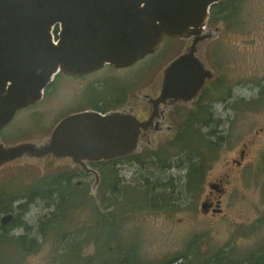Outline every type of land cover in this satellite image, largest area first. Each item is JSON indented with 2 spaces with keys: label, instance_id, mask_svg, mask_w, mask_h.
<instances>
[{
  "label": "rangeland",
  "instance_id": "rangeland-1",
  "mask_svg": "<svg viewBox=\"0 0 264 264\" xmlns=\"http://www.w3.org/2000/svg\"><path fill=\"white\" fill-rule=\"evenodd\" d=\"M224 1L229 4L231 0ZM232 6L236 13L231 19L219 18L216 28L208 29L213 36L204 41L205 51L202 52L206 63L220 74L222 94L226 91L230 93V98L224 100L226 104L224 101L216 103L221 116L218 126L221 136L219 159L206 174V181L229 175L220 213L205 216L200 212L202 195L206 194L207 188L196 192L183 189L182 168L177 164L181 161L182 165H186V157L191 156L188 154H192L193 148L182 152L177 147H169L167 155L172 168L168 172L155 171L154 180L160 187L171 179L174 191L170 187L163 190L143 189L134 167L126 168L121 178L126 184L124 187H130L124 193L126 190L143 193L151 190L149 197L162 193L169 196L173 203L162 209H153L148 205L142 206L147 202L138 198L139 202L134 204L138 207L127 209L130 206L125 202L120 206L122 202L105 210L104 204L97 207L89 189L90 180L86 179L89 183L77 190H84L87 197L77 192L80 194L75 199L83 205L76 203V207L68 210L62 223L57 224L61 230L48 228L47 234L41 237L39 223L46 221L55 212V207L40 199L28 204L25 225L38 244L22 255L10 242L0 241V264H75L70 258L77 253L64 256L71 238L78 242L72 250H80L77 264H101L104 261L116 264L120 255L126 256V251H130L129 257L137 264H195L221 252H225L230 259L243 260L264 249V0H239ZM162 45L154 55H147L135 67L123 71L111 72L107 69L83 78L57 77L45 99L18 111L1 130L2 141L6 145L42 142L66 113L87 108L93 102L90 98L93 94L105 92L115 84L121 83L123 89L124 86L129 87L131 97L137 91L134 81L149 71H156L153 77L158 76L174 53L175 47L171 49L168 40ZM176 45L181 52L180 42ZM132 80L133 83H130ZM184 139L181 142L184 146L203 148L205 145L193 130H189ZM244 144L247 145L246 156L242 167L237 170L231 162L233 158L238 159ZM70 165L67 161L50 157L14 161L0 168V186L21 194L24 188L43 178L75 173ZM78 180H72L73 186L77 187ZM99 193L104 197L103 190L99 189ZM132 200L133 203L137 201ZM91 204L97 208L89 206ZM18 205L14 204L12 210ZM117 211L120 214L116 221L117 235L115 238L112 236L111 242L104 248L110 253L95 260L102 242L107 243V238L109 240L107 226L94 227L97 216L110 217ZM21 233L22 229H16L9 236ZM94 238L100 241L99 245Z\"/></svg>",
  "mask_w": 264,
  "mask_h": 264
},
{
  "label": "water",
  "instance_id": "water-1",
  "mask_svg": "<svg viewBox=\"0 0 264 264\" xmlns=\"http://www.w3.org/2000/svg\"><path fill=\"white\" fill-rule=\"evenodd\" d=\"M219 1L0 0V168L48 156L68 158L73 166L88 172L89 163L137 152L139 123L119 111L69 114L40 143L6 145L1 130L17 111L40 102L57 75L83 77L105 66H134L155 53L165 38L211 39L207 23L211 7ZM186 58L181 56L165 67L164 96L183 98L188 89L199 91L212 78L201 64L196 78L185 67ZM90 192L97 198L95 187ZM207 209L202 203L201 213ZM12 219L7 214L0 223Z\"/></svg>",
  "mask_w": 264,
  "mask_h": 264
},
{
  "label": "flooded vegetation",
  "instance_id": "flooded-vegetation-1",
  "mask_svg": "<svg viewBox=\"0 0 264 264\" xmlns=\"http://www.w3.org/2000/svg\"><path fill=\"white\" fill-rule=\"evenodd\" d=\"M165 40H168L172 45L171 49L175 47L173 50L174 53L171 55V58L168 60L158 76L153 77L156 71H149L142 78L139 77L135 81L132 80L130 82L133 83L134 81V84H137L135 85L137 91L134 95L129 97V87L124 86L125 88L123 89V85H120L121 83L115 84L114 87H108V90L106 89L107 91L105 92L100 91L95 93V95L93 94L90 97L93 102L90 103L87 108L73 110L66 113L58 120L59 122L62 118L72 113L84 110H94L101 114L113 111L124 112L134 116L139 123L137 152L128 156H122L107 161L89 163L87 164L88 172L82 170L77 165H70L71 168L75 170L72 177L74 179H80L76 182L77 187H83L82 185L89 183L85 181L88 179L90 180L89 189L95 187V189H97V193L99 189L103 190V204L105 205V210L115 206L113 205L114 200L118 202L116 197L112 194L114 191H119L118 199H122L123 197L125 199V193L123 191L130 187H124L126 184L122 181L121 173L128 167H134L136 175L137 172L139 173L141 186L144 187L143 189L156 190L157 188H161V186H167L169 183L171 187H174V183L171 179V182L158 187L159 184H157V181L154 180V174L155 171L163 170V172H168L172 168V162L170 163L169 156L167 155L168 148L172 146L173 142L182 141L186 133L189 130H193L194 132H198V136H200L212 148L202 149V151L199 152V161L202 163V165L198 167V169L201 170V175L199 176L192 177L190 174L191 162L197 161L195 154H192L190 157H186V165H182L181 161L177 164L182 168V186L183 189H186L188 192H190L189 189L191 187H194L191 189L194 192L203 187L207 188L206 194L202 195L201 204L206 203L208 209L207 213L203 215H217L221 211V199L226 193V187L229 184V175H223L220 178L206 181V174L212 169L213 165L219 159L218 146L220 144L221 136H219L220 130L218 129V126L221 123V116L217 111L216 103L224 101L226 98V100H228L230 98V93L229 91H226L224 92V95L222 94L220 74L216 70L212 69L206 63L204 56H202V52L205 51L204 43L207 40H205V42H196L193 37L186 39L165 38L162 42L163 45ZM178 42L181 44V52L177 49L178 45L176 44ZM151 55H154V53ZM181 56H187L184 65L196 74V78H198L199 74H201L198 69L199 64H201L205 70L211 71L212 78L209 80L206 79L199 91L188 89L183 98L170 95L164 96L162 93L164 69ZM139 62H137L134 66L123 69L105 66L102 69L86 76L94 75L107 69L111 72L123 71L125 69L135 67ZM59 76L65 75H57L54 78L51 84L44 90L42 100L45 99L49 87L52 86L55 79ZM65 77L83 78L85 76ZM224 103L226 104L225 101ZM33 105L35 104L29 105L25 108H29ZM168 144L170 145L168 146ZM246 149L247 145L244 144L243 149L238 153V159H232L231 163L235 166V168H237V170H239L243 165L246 156ZM44 158L49 157L47 156ZM62 160L71 163V160L68 158L60 159L59 161ZM94 173L98 176L97 183ZM111 197H113L112 202H110ZM27 205L28 204H26L25 208H17L12 210L10 213L1 215L0 220L2 216L7 214L13 215V219L5 224L0 223V228H6L8 233L13 232V222L15 220L14 217L16 216L20 217L22 222L25 223L24 218Z\"/></svg>",
  "mask_w": 264,
  "mask_h": 264
},
{
  "label": "trees",
  "instance_id": "trees-1",
  "mask_svg": "<svg viewBox=\"0 0 264 264\" xmlns=\"http://www.w3.org/2000/svg\"><path fill=\"white\" fill-rule=\"evenodd\" d=\"M239 0H231L230 3L228 4L226 1L224 0H220L219 3H217L216 5H213L210 9V15H209V20L207 23V27L208 28H213L216 27V23L218 22L217 20L220 19H224V20H229L231 19L236 11L234 6H232V4H236L238 3ZM230 7V8H229ZM222 21V20H221ZM209 25V26H208ZM57 33V29H55L54 34L56 35ZM198 136V132H195ZM201 140H203L200 136H198ZM185 140V139H184ZM183 141V140H182ZM182 141H177V142H173L171 147H177V149H179L182 152H186V149H192L193 148V152H197L196 153V157H197V161L196 162H191V166H190V174L192 175V177L194 176H199L201 175V170L198 169L199 166L202 165L201 161H199V155L202 151V149H209L212 148L210 147V145H208L207 142H205L204 140V147L200 148L199 146H188L187 144L181 145ZM179 151V153L181 154V152ZM188 152V151H187ZM192 154H188L191 155ZM74 173H66L64 176H60V175H54V176H49L46 178H43L41 180L36 181L35 183H33L30 187L24 188L23 192L21 194H17V193H13L12 190H10L9 188L7 189L6 187H2L0 186V216L6 213H10L12 211V206L14 204H20L18 205L15 209L17 208H25L26 204L31 203L34 200H42L43 202H46L47 205L49 206H53L55 207V212L51 213L49 218L46 219V221H43L41 223H39V228H38V232L39 235L42 237H44L47 234V231L52 229L54 231L53 228H56V230H61V228L57 227V224L59 223V225L62 223V221L65 219V214H67L68 210H70L71 208L76 207V203H78V201H76L75 197L76 195L78 196L77 192H82L85 196L86 194L84 193L85 191L82 190H77L78 187L73 186L72 184V180L74 179L73 176ZM163 187H170L172 190L174 189L173 187L170 186V183L167 186H161V190H163ZM168 188V189H170ZM194 188V187H193ZM192 187L189 189H193ZM174 191V190H173ZM113 196L116 197L117 201L115 200L113 201V197L110 198V202L113 201V205L118 206L120 205L122 202V204L120 206H123L124 202L126 203V205H129L130 207H127V209L129 208H135L138 207L136 204L138 201V198H141L142 202H147L142 204V206H149L153 209H162L165 208L166 205H169V203L171 204L172 202L169 201V196L167 195H162L161 194H154L151 195L149 197L150 194H152L151 190L150 191H145L144 193L142 191L140 192H136L131 190L128 191L126 190L125 192V199H118V194L119 191H114ZM87 197V196H86ZM93 199L95 200V202L97 203V207H102L103 205V196L101 197V194L97 193V198L93 197ZM132 199H136L137 201L134 202V200ZM123 200V201H122ZM91 201V199H90ZM22 202V204H21ZM91 203H93L91 201ZM81 204V203H78ZM83 205V204H81ZM86 206V205H85ZM89 206H95L96 205H89ZM88 207V206H87ZM96 207V208H97ZM141 207V206H140ZM170 207V206H169ZM142 208V207H141ZM125 208L122 207V212L125 211ZM98 212V211H97ZM121 212V213H122ZM97 214V213H96ZM98 220L97 222H95L94 227H96L97 229L99 228H104L105 226L108 227V232H107V236L109 237L106 239L107 243L102 242V246L99 247L97 254L95 258H98L97 260H99V258H102L104 256H106L108 253L107 250H105L104 248L108 245L109 241L111 242V237L113 236V238H115V236L117 235L115 230L117 227L116 221L117 218L120 217V214L118 213V211L112 215V216H108V215H104V216H97ZM14 222H13V229H22L23 233H21L20 235L17 236H9L10 233H8L6 231V228H0V241H8L11 244H13L14 249L17 248L20 252H22V255H25V252L31 251L33 250L36 246H37V242L36 239H34L33 237H31L30 234V229H28L27 225H25L26 223H23L22 220L20 219V217L16 216L14 217ZM93 226V225H92ZM50 228V229H48ZM13 230V231H14ZM104 233L106 234V230H103ZM63 236V235H62ZM95 239V238H94ZM115 241V239H114ZM95 242L99 245L100 241H97L95 239ZM115 243V242H114ZM78 244V242H75L74 239L71 238V240H69L67 247L69 246V248H67L66 254L64 256L69 255L70 253L76 254V255H71L70 261L76 262L75 264H77V259L80 257V253L78 250L77 252H74L72 249H74V247H76V245ZM116 244V243H115ZM72 250V251H71ZM126 256L124 257H118V260L116 262V264H137L136 262H134V260L132 258L129 257L130 255V251H126ZM123 254V255H125ZM231 252L228 253V255H230ZM64 264V263H63ZM101 264H111V263H106L105 261L102 262ZM114 264V263H113ZM184 264V263H182ZM195 264H264V249L261 248L259 249L257 252L252 253L249 257L243 259V260H233L227 257V254L225 252H221V253H217L213 256H210L208 258H205L204 260H199L197 263Z\"/></svg>",
  "mask_w": 264,
  "mask_h": 264
}]
</instances>
